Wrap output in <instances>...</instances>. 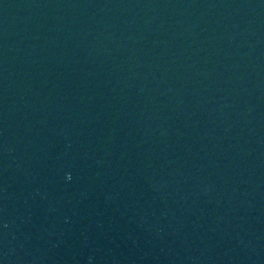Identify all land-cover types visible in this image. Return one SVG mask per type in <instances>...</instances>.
I'll return each instance as SVG.
<instances>
[{
  "label": "water",
  "instance_id": "95a60500",
  "mask_svg": "<svg viewBox=\"0 0 264 264\" xmlns=\"http://www.w3.org/2000/svg\"><path fill=\"white\" fill-rule=\"evenodd\" d=\"M0 264H264V0H0Z\"/></svg>",
  "mask_w": 264,
  "mask_h": 264
}]
</instances>
